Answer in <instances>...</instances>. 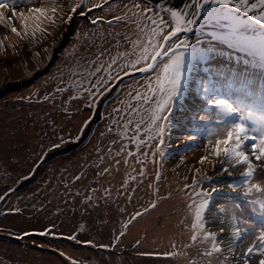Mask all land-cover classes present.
Returning <instances> with one entry per match:
<instances>
[{
	"label": "rangeland",
	"instance_id": "374dc122",
	"mask_svg": "<svg viewBox=\"0 0 264 264\" xmlns=\"http://www.w3.org/2000/svg\"><path fill=\"white\" fill-rule=\"evenodd\" d=\"M157 1L176 7H182L187 2ZM9 2L17 13L23 11L28 15L29 8L55 6L58 14L55 24L43 17L37 21L29 20V34L26 36L18 17L13 20L21 33L19 37L0 25V40L3 41V47L0 48V264H72L73 260L77 264H188L193 259L196 264H208L209 260L211 264H220L223 256L202 255L205 248H210V241L202 243L198 240L191 247H184L191 244V225L194 220L188 204L193 200L199 203L200 197L195 193H211L209 207L204 215L206 229L217 233V242L223 241L221 246L225 249L224 255H229L228 220L234 209V200L243 189L233 190L228 185L240 177L244 167L228 165V172L225 173L218 163L215 167L208 163V160L216 161L223 157L217 158L211 154V150L205 151L207 137L200 141L198 139L188 147V137L193 133L188 130L187 119L183 126L174 122L165 133L163 143L159 137L147 139L144 131L147 123L142 124L137 133L135 125L138 118L134 117L133 123L125 129L127 115L123 111L117 114L113 109H123L121 101H127L129 89L138 88L146 79L145 75L135 76L138 72L133 68H128L129 74L125 75L120 65L126 59L122 58L113 67V79L107 85L109 90L101 88L103 96L97 93L89 97L85 93L83 98L69 101L70 96L76 95L74 90L63 93L55 91L57 86H66L61 81L68 80L66 69L77 59H95L98 52L108 49L101 57L102 61H107L117 50H130L131 45L124 36L129 34L132 39L136 38L133 26L123 20H113V16L122 15L126 11L124 5H130L131 0H114L90 14L88 9L94 3L103 4V0H84L86 7L78 9L77 13H71L70 8L78 0ZM4 11L6 16L11 17L9 9ZM80 11L85 12L87 20H78ZM60 15H63V20L59 18ZM69 15L73 21L68 36L63 37L71 22L67 18ZM93 20H96L95 24ZM34 28L35 36L31 34ZM189 37L191 39V34ZM200 40L205 46L213 43L210 36H200ZM117 41L119 49L115 47ZM55 47L56 52L53 54ZM239 54L242 53L224 49L212 70H243L245 60ZM235 63L244 64L239 66ZM45 68L49 70L46 74H38L40 77L34 75L37 72L42 74ZM203 69L204 66L200 70L201 76L205 74ZM99 75L105 74L101 72ZM23 79L30 81L21 84L23 86L15 84ZM92 82L95 83V78ZM11 84L14 90L8 91L10 88L6 87ZM46 95L50 97L48 100L44 99ZM102 97H105L104 101L99 102L103 103H97ZM184 104L185 107H189V104L193 110L204 106L195 91V85L186 94ZM99 105V112L95 111L96 116L99 115V118H95L98 123L85 141L67 156V149H63L61 157L46 162L36 169L38 172L32 180L22 182L42 157L75 140L91 116L90 111ZM113 118L117 120L116 124H112ZM138 140L144 141L139 148ZM121 148L124 151L117 157L116 153ZM97 149L100 151L97 152ZM247 151L251 152V148ZM128 152L133 155L128 156ZM161 152L165 155L161 156ZM98 156H104L105 161L96 167L95 164H99ZM202 156H207L203 164L200 163ZM117 159L120 160L119 165L116 164ZM253 162L260 163L254 159ZM105 167H109L110 172L98 178L96 173H103ZM141 169L144 171L143 176L140 174ZM197 169L200 171L197 172ZM81 172L84 173L83 177L75 182L73 177ZM157 172L160 173L159 180L156 179ZM216 172H219L218 176H214ZM205 174L211 179H204ZM193 178L197 181L194 187ZM223 178L229 180L218 181ZM125 180L128 181L126 191L120 187ZM254 182L264 183V175L259 169ZM185 184L189 187L185 188ZM90 188L100 189L96 196L102 195L103 188H111L112 199L107 206L102 200L97 202L98 207L82 203L85 196L90 194ZM213 188L218 191L212 192ZM117 189L123 193L119 198ZM77 190L80 196L75 195ZM224 193L230 197L220 199V194ZM129 196L131 199H128ZM152 201L157 202L155 209L149 208ZM221 207L226 210L223 214L219 212ZM146 208L148 212L144 213ZM136 212L143 215L132 220ZM129 220L132 222L125 229L123 225ZM221 226L224 227L223 233L220 232ZM41 232L45 234L40 235ZM121 232L125 234L121 236ZM70 235H75L77 239L69 240ZM89 240L93 243H85ZM101 244L107 247H100ZM115 251L125 254L117 256ZM171 251L186 254L175 258L164 256L165 252ZM225 264H235V261L230 257Z\"/></svg>",
	"mask_w": 264,
	"mask_h": 264
},
{
	"label": "snow or ice",
	"instance_id": "6c2138e0",
	"mask_svg": "<svg viewBox=\"0 0 264 264\" xmlns=\"http://www.w3.org/2000/svg\"><path fill=\"white\" fill-rule=\"evenodd\" d=\"M108 3L109 0H103V4L94 3L92 8H101ZM84 7H86L84 0H78L71 6L70 12L77 13L78 9ZM124 8L126 11L122 15L113 16V20H123L133 26V34L136 38L132 39L129 34L124 36L131 45L130 50L124 52L117 50L116 54L110 56L107 61H102L101 57L109 51L108 49L98 52L95 59L83 57L81 58L83 62L77 59L70 68L66 69L68 80L61 81L66 86L63 88L57 86L55 91L63 93L70 89L74 90L76 95L70 96L69 101L78 97L83 98L85 93L89 97L97 93L103 95L101 88L104 91L109 90L107 85L113 79L112 69L122 58L126 59V62L120 65L121 69L125 70V75L129 74L128 68L143 73L146 76L143 84L136 89L130 88L126 94L127 101H121L124 105L123 109H113L117 114L123 111L127 115L128 118L124 122L125 129L133 123L134 117L138 118L135 125L137 133L141 125L147 123L144 129L147 139L159 137L160 142L163 143L165 133L170 130L173 123L183 126L187 119L188 130L193 133L188 137V147L195 144L198 139L207 137L205 151L211 150L213 156L223 157L216 161L208 160V163L213 164V167L218 163L225 173L228 172V165L244 167L240 177L228 185L233 190L243 189L234 200V209L228 220L230 240L227 253L229 255H224L225 249L221 246L223 241L217 242V233L206 229L207 221L204 215L211 199V193L208 192L195 193L200 197L199 203L193 200L188 204L194 220L191 225V244H186L184 247H191L198 240L202 243L210 241V248H205L202 255L206 257L221 255L223 260L220 264H225L230 257L235 264H240V261H243V264H264V183L254 182L258 169L261 175H264V0H187L182 7L158 4L156 9L147 6L146 3L142 5L138 0H131L130 5L125 4ZM5 9L11 11V17L6 16ZM91 10L88 9L89 12ZM28 13V15L23 11L17 13L9 0H0V25L5 26L18 37L21 33L14 26L13 18H19L26 36L29 34V20L37 21L43 17L55 24L58 8L55 6L29 8ZM78 14L85 15V12L80 11ZM165 16L168 17L167 20ZM59 18L64 19L63 15ZM67 18L71 20L72 16L69 15ZM92 23L95 24L96 20ZM31 34L35 36V28ZM200 36H210L213 43L202 45ZM2 47L3 41L0 40V48ZM115 47L119 49V41ZM224 49L244 55L243 70L227 72L212 70V66L217 63ZM202 66L205 73L203 76L200 74ZM101 72L105 75L100 76ZM93 78L95 83L92 82ZM193 85L204 102L203 107L195 110L191 106L185 107L184 104L185 96ZM49 98V95L44 97L45 100ZM111 122L116 124L117 120L113 118ZM125 134L121 133V135ZM112 143L115 144V141ZM142 143L144 141L138 140L137 147L139 148ZM249 147L251 152L247 151ZM99 151L97 149V152ZM123 151L124 149L121 148L116 156H120ZM127 155L131 156L133 153L128 152ZM160 155L164 156L165 153L161 152ZM253 159L260 163H254ZM98 160L99 164H95L96 167L103 164L105 157L98 156ZM205 160L207 156H202L200 163L203 164ZM119 163L120 160L117 159L116 164ZM124 163L127 164V160ZM199 171L200 169H197V172ZM109 172L110 168L105 167L103 173L97 172L96 176L100 178ZM140 174L144 175L143 169ZM83 175L84 173L81 172L75 175L73 180L78 182ZM130 178L135 179V177ZM159 178L160 173L157 172L156 179ZM203 178L211 179L206 174ZM196 183L193 178V187ZM120 187L126 191L128 181L125 180ZM184 187L188 188L189 185L185 184ZM99 191L98 188H90V194L85 196L82 203L98 207L97 202L102 200L107 206L112 199L111 188H103L102 195L96 196ZM217 191L216 188L212 189V192ZM255 193L260 195L256 196ZM75 195L80 196V191L77 190ZM116 195L119 198L123 193L117 189ZM128 199L131 197L129 196ZM156 207V201L149 204L151 209ZM225 211L223 207L219 209L221 214ZM147 212L148 208L144 210V213ZM142 215L143 213L136 212L132 220ZM132 220L123 227L126 229ZM220 232H224L223 226ZM44 234L45 232L40 233V235ZM124 234V232L120 233L121 236ZM68 239L76 240L77 237L70 235ZM136 242L140 243L139 240ZM85 243L93 242L89 240ZM99 246L107 247L104 244ZM172 247L176 248L175 243ZM237 249L240 251L237 252ZM185 254L171 251L165 252L164 256L175 258ZM72 264L77 262L73 260ZM188 264H196V261L190 260ZM208 264H211L210 260Z\"/></svg>",
	"mask_w": 264,
	"mask_h": 264
},
{
	"label": "water",
	"instance_id": "95a60500",
	"mask_svg": "<svg viewBox=\"0 0 264 264\" xmlns=\"http://www.w3.org/2000/svg\"><path fill=\"white\" fill-rule=\"evenodd\" d=\"M66 35H67V33H66ZM138 74H140V72H138L137 74H135V76L138 75ZM34 77H35V76H34ZM104 99H105V97H104L103 99H101V100L104 101ZM101 100H100V101H101ZM99 103L102 104L103 102H102V103L99 102ZM100 107H101V106L99 105V106H97L96 108H94L93 114H92V116L90 117L88 123L86 124L85 129L82 131V133H81L80 137L78 138V140L75 141V142H73L71 145H67V146H65L64 148L59 149V150H57V151H55V152H53V153H50V154H48L47 156H45L42 160H40V161L38 162V164L36 165L35 169L33 170L34 172H32V174L27 178L26 181H28L29 179H31V178L33 177V174L35 173V170L38 169L39 166H40L42 163L47 162V161H49V160L55 158V157L58 156V155H62V154H64L63 151H62L63 149L66 148V149H68V151H69V150H71V149H75V148H77L79 145H81V144L85 141V139L87 138V135H88V133L90 132V130L92 129L93 124H94V122H95V118H99V116H96L95 111L99 112ZM24 181H25V180H24Z\"/></svg>",
	"mask_w": 264,
	"mask_h": 264
},
{
	"label": "flooded vegetation",
	"instance_id": "af4514ba",
	"mask_svg": "<svg viewBox=\"0 0 264 264\" xmlns=\"http://www.w3.org/2000/svg\"><path fill=\"white\" fill-rule=\"evenodd\" d=\"M126 253H127V251H126ZM123 254H125V253L122 251V255H123Z\"/></svg>",
	"mask_w": 264,
	"mask_h": 264
},
{
	"label": "trees",
	"instance_id": "16d2710c",
	"mask_svg": "<svg viewBox=\"0 0 264 264\" xmlns=\"http://www.w3.org/2000/svg\"><path fill=\"white\" fill-rule=\"evenodd\" d=\"M187 106H190L189 104H187ZM192 107V106H191ZM199 141V140H198Z\"/></svg>",
	"mask_w": 264,
	"mask_h": 264
}]
</instances>
